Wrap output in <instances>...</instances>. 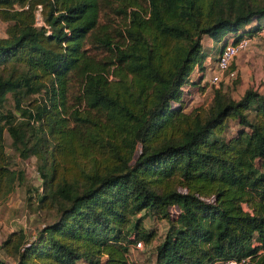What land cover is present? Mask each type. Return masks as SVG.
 Masks as SVG:
<instances>
[{"label":"trees","instance_id":"1","mask_svg":"<svg viewBox=\"0 0 264 264\" xmlns=\"http://www.w3.org/2000/svg\"><path fill=\"white\" fill-rule=\"evenodd\" d=\"M125 1L111 36L98 23L109 0H0V190L18 181L5 160L8 130L20 156L41 161L36 201L55 216L7 233L0 264H130V247L155 235L137 222L129 230L141 210L178 225L153 264H264V91L249 85L234 97L213 86L209 104L187 110L184 90L202 36L258 33L264 0ZM35 93L40 101L22 109ZM18 109L26 123L44 120L24 128ZM228 120L238 129L224 137Z\"/></svg>","mask_w":264,"mask_h":264},{"label":"rangeland","instance_id":"2","mask_svg":"<svg viewBox=\"0 0 264 264\" xmlns=\"http://www.w3.org/2000/svg\"><path fill=\"white\" fill-rule=\"evenodd\" d=\"M141 4H144L143 0H138ZM125 0H109L108 4L99 13L98 23L105 29L104 32H108L111 36H115L117 29L122 25L124 18L122 12L119 11L124 6ZM6 22L0 19V36L4 35V28ZM101 31V30H100ZM228 36V33L223 34L219 40H211V44L220 45L224 38ZM115 39L117 37H114ZM204 40L201 43H206L208 36L204 35ZM86 47L89 48L88 52L95 58L105 57V53L101 45L97 42H88ZM239 56L243 62L242 65L235 63L236 57ZM231 68L235 70L236 75L233 78H227L224 74L220 81L215 85L209 81V77L213 72V68H210L204 74L205 78L208 79L207 87L197 89L195 94L191 90H187L185 100L187 101V110L197 104L206 106L210 103L212 97V87L221 85L225 88L232 96L237 97L242 90L251 85L264 91V34L256 33L253 34V42L249 48L242 51L235 56L231 63ZM198 73L193 71L190 73L189 78L196 77ZM188 85H194V83L186 81ZM78 81L72 79L69 81V87L66 93L67 104L72 106V97L78 93ZM198 91V92H197ZM191 97H187V96ZM42 97L41 93L31 94L23 98L22 109L24 107L32 109L36 102L40 101ZM12 105V98L8 94L5 102V107ZM21 109L15 110L16 119L15 123L20 126L28 127L29 125L36 126L41 121L32 120L28 123V118L19 115ZM252 113L249 112V117ZM237 124L234 120H228V125L225 131L222 133L224 137H228L236 133ZM11 133L5 130L3 133V148L5 152V160L7 165L18 174L17 180L14 181L11 189L7 192H2L3 187L0 190V241L2 238L12 230L17 228H23L26 232L31 233L36 227L48 223L54 219V209L47 208L45 206H39L37 204V196L42 190V177L39 174L37 165L41 161L35 155H29L22 157L19 151L15 149L11 144ZM48 163V161H46ZM78 165L87 166L86 160H83L78 154L76 160ZM69 166H72L69 163ZM61 168L58 166L55 171V177H58ZM171 214H175V207L170 209ZM141 225L144 229H150L155 232L154 237L148 242H141V246L138 248H131L129 251L130 264H153L155 257V246L163 238L167 231L171 234L178 228L170 218H160L150 210H141L135 216L132 217L130 224L128 225L129 230H134L135 223ZM254 240L251 239L246 243L247 247L254 244ZM0 254L4 255V251L0 249ZM7 256V255H6Z\"/></svg>","mask_w":264,"mask_h":264},{"label":"built area","instance_id":"3","mask_svg":"<svg viewBox=\"0 0 264 264\" xmlns=\"http://www.w3.org/2000/svg\"><path fill=\"white\" fill-rule=\"evenodd\" d=\"M41 17L38 9L35 12V23L39 24ZM260 34H264V25L258 31ZM253 42V35L243 33L239 37L235 38L233 34H228L221 42V49L219 50L214 60L213 72L209 77V81L212 84H216L220 81L224 74L227 78H233L236 75L234 69L231 68V63L235 56L240 52L246 50L251 46ZM141 246V241H136L131 248H138ZM130 251V250H129ZM244 259L237 260L235 258H228L224 260H217L211 264H240Z\"/></svg>","mask_w":264,"mask_h":264},{"label":"crops","instance_id":"4","mask_svg":"<svg viewBox=\"0 0 264 264\" xmlns=\"http://www.w3.org/2000/svg\"><path fill=\"white\" fill-rule=\"evenodd\" d=\"M203 37H204V35L202 36L201 41H202V39L204 40ZM211 40L212 39L210 37H208V39L206 40V43L205 42L201 43L202 51L204 53L203 59L199 65H195L193 67V69L191 70V72L196 71L198 73V75L196 77H193L190 79L189 75L191 72L189 73L187 80H188V82L194 83V85L192 86V85H188L187 83H185V85H184L185 91L191 90L195 94L197 89H200L202 87L203 88L207 87L206 83H207L208 79L205 78L204 74L206 73V71L208 69L213 67L214 60H215L216 55H217V50L220 47V45L217 46L214 43L212 45ZM236 62L238 63L239 66L243 64V62L239 56L236 57L235 63ZM187 97L189 98L191 96L189 95Z\"/></svg>","mask_w":264,"mask_h":264}]
</instances>
